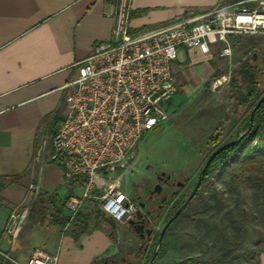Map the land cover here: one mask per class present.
Segmentation results:
<instances>
[{
	"label": "crops",
	"instance_id": "crops-1",
	"mask_svg": "<svg viewBox=\"0 0 264 264\" xmlns=\"http://www.w3.org/2000/svg\"><path fill=\"white\" fill-rule=\"evenodd\" d=\"M243 1L248 0H0V264H13L6 256L26 264L38 249L58 254L59 264H99L118 251L116 237L102 225L78 234L83 209L66 229V200L79 190L50 156L67 112L66 85L98 45L112 41L119 5H128V26L137 33ZM239 38L244 37L231 38L232 49ZM222 47L213 46L210 54L179 49L171 65L174 98L217 75L211 63ZM22 211L26 219L12 234L11 215Z\"/></svg>",
	"mask_w": 264,
	"mask_h": 264
},
{
	"label": "rangeland",
	"instance_id": "rangeland-1",
	"mask_svg": "<svg viewBox=\"0 0 264 264\" xmlns=\"http://www.w3.org/2000/svg\"><path fill=\"white\" fill-rule=\"evenodd\" d=\"M233 49L230 59L214 56L211 64L217 77L201 86L189 87L174 98L169 120L144 136L124 172L117 170L99 182L102 185L97 196L105 193L111 181L119 179L121 189L135 202L148 200L161 172L169 174L174 182L185 183L184 188H175L179 194L169 196L166 202L161 197L151 200L154 207L162 205V211L153 224L152 238L143 244L140 260L134 259L141 243L139 238L128 224L107 217L99 199L85 201L78 234L93 233L100 225L106 227L116 237L117 256H124L129 264H146L152 254H156L152 264H186V260L191 261L187 264H204L221 260L227 254H231V264H258L259 253L264 250V196L261 204L257 203L254 187H264L261 172L255 175L257 184L240 182L230 186L218 172L213 173L159 241L169 218L195 188L210 155L245 133L243 117L252 111L239 110L236 100L240 92L248 91L239 75L242 68H256L255 90L259 95L253 104L264 96V38H239ZM262 131L254 145L259 139L264 144V125ZM249 148L246 145V150ZM97 215H101L100 221ZM74 223L75 220L71 225Z\"/></svg>",
	"mask_w": 264,
	"mask_h": 264
},
{
	"label": "built area",
	"instance_id": "built-area-1",
	"mask_svg": "<svg viewBox=\"0 0 264 264\" xmlns=\"http://www.w3.org/2000/svg\"><path fill=\"white\" fill-rule=\"evenodd\" d=\"M128 11L125 2L119 5L112 41L98 45L66 85L67 112L56 127L50 156L79 190L66 200V229L89 199H99L102 212L116 223L134 219L137 203L119 179L101 196L99 182L117 170L124 172L144 136L169 120V104L178 90L171 65L180 48L210 54L222 44L220 57L230 58L231 38H264V0L220 6L195 19L137 33L128 26ZM31 188L39 193L35 185ZM26 216V211L14 212L8 231L15 234ZM26 264H59V255L38 249Z\"/></svg>",
	"mask_w": 264,
	"mask_h": 264
},
{
	"label": "trees",
	"instance_id": "trees-1",
	"mask_svg": "<svg viewBox=\"0 0 264 264\" xmlns=\"http://www.w3.org/2000/svg\"><path fill=\"white\" fill-rule=\"evenodd\" d=\"M255 69L256 68L253 65H247L239 72L240 77H242L244 83L246 84V90H248L247 92H240L236 98L239 110H244V112L249 110L252 111L257 105L253 104L254 99L259 95V93L255 90V87L258 84ZM215 77H217V75ZM250 114L251 112L243 117L246 124L243 132L246 134L242 138V141L237 145L228 147L219 153L215 159H213L202 184L207 183L215 172H218V175H220L222 179L226 180L229 186L238 184L240 182H245L249 185H253V183L257 184L258 179L255 175L257 172L264 173V144L260 142V139L257 140L255 145L254 142L257 138H259L260 134L263 133L262 127L264 125V102L256 111L252 126L250 122ZM240 136L241 134H239L237 138ZM246 145L250 146L249 150H246ZM254 190V200L261 204V200L264 196V187L257 184L254 187ZM38 195L40 194L38 193ZM77 217L78 214L76 218ZM101 218V215H97L96 217L98 221H100ZM262 242L264 244V236ZM262 252H264V250L260 251L259 256ZM230 258L231 254H227L221 260L204 264H231L229 262ZM189 262L191 261L186 260V264ZM246 264L251 263L248 261Z\"/></svg>",
	"mask_w": 264,
	"mask_h": 264
},
{
	"label": "flooded vegetation",
	"instance_id": "flooded-vegetation-1",
	"mask_svg": "<svg viewBox=\"0 0 264 264\" xmlns=\"http://www.w3.org/2000/svg\"><path fill=\"white\" fill-rule=\"evenodd\" d=\"M162 173H164V172H161L160 175H157L158 182L162 186V192H160V194H157V193H153L152 191H154V190H152V191H150L151 192L150 196L146 202H139V201L136 202L137 206H138L137 212L140 211L144 215V218L147 221L145 228L142 229L140 227V225H138V224H131V225L128 224L130 230L134 234H136V236L139 238V240L141 242L139 247H138L139 250L134 255L135 260H140V257L142 255L141 251L144 249L143 244L149 238H152V235L154 234L153 224H154L155 219L157 218L158 214L162 211V205L154 207L151 203V200L154 197H157V198L161 197L162 202H166V200L168 199L169 196H174V195L179 194L178 191H175V188L182 189L185 186V183H183L181 181L174 182V181H172V178L169 174L165 173V175H162ZM156 185H155V187H156ZM191 192L188 194L186 200L190 196ZM134 201H136V200H134ZM148 231H150L151 233L149 234ZM117 253H118V251H117ZM117 253L114 254L113 256L108 257V259H105L104 261H102L99 264H129L126 261V258L124 256H121V257L117 256ZM153 257H154V255L152 254L149 261H151L153 259ZM149 261H147L146 264H148Z\"/></svg>",
	"mask_w": 264,
	"mask_h": 264
},
{
	"label": "water",
	"instance_id": "water-1",
	"mask_svg": "<svg viewBox=\"0 0 264 264\" xmlns=\"http://www.w3.org/2000/svg\"><path fill=\"white\" fill-rule=\"evenodd\" d=\"M264 102V96L261 97L259 99V101L256 103L257 105L254 107V109L252 110L251 114H250V122H251V126L253 125L254 123V116H255V113L256 111L258 110V108L263 104ZM251 128V127H250ZM249 128V129H250ZM246 133L242 134L238 139L234 140V141H230L220 147H218L211 155L210 157L208 158L206 164L204 165L201 173H200V176L198 178V181L195 185V188L192 189V192L190 194V196L188 197L187 200L184 201V203L177 209V211L169 218V220L167 221V223L165 224L164 228L162 229L161 231V235H160V242H162V239L165 235V232L167 231V229L170 227V225L175 221V219H177L181 214L182 212L187 208V206L189 205V203L193 200V198L196 196L199 188L201 187L202 185V182L207 174V171L213 161V159H215V157L221 153L222 151H224L225 149H227L228 147H232L234 145H237L239 144L241 141H242V138L244 137ZM162 175H165V173H162ZM153 193H157V194H160V192H162V186L161 184H157L156 187L154 188V191H152ZM147 221L146 219L144 218V215L138 211L134 217V219H131L127 224L131 225V224H138L140 225V227L143 229L145 228V225H146ZM148 233L150 234L151 232L148 231ZM156 258V254L154 255L153 259L151 261H149L148 264H152V262L154 261V259Z\"/></svg>",
	"mask_w": 264,
	"mask_h": 264
}]
</instances>
